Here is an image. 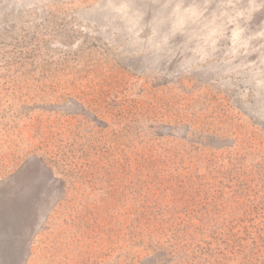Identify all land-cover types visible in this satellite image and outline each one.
Masks as SVG:
<instances>
[{
  "label": "rangeland",
  "instance_id": "rangeland-1",
  "mask_svg": "<svg viewBox=\"0 0 264 264\" xmlns=\"http://www.w3.org/2000/svg\"><path fill=\"white\" fill-rule=\"evenodd\" d=\"M0 264H264V0H0Z\"/></svg>",
  "mask_w": 264,
  "mask_h": 264
}]
</instances>
